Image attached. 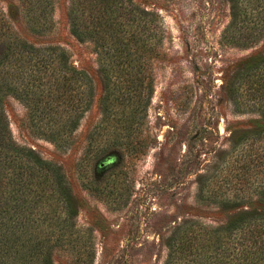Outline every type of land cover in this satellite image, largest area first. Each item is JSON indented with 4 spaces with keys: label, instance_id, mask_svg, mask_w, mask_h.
I'll list each match as a JSON object with an SVG mask.
<instances>
[{
    "label": "rangeland",
    "instance_id": "rangeland-1",
    "mask_svg": "<svg viewBox=\"0 0 264 264\" xmlns=\"http://www.w3.org/2000/svg\"><path fill=\"white\" fill-rule=\"evenodd\" d=\"M49 2L52 25L36 34L25 13L39 15L37 2L0 0V32L62 46L91 79L89 107L68 144L56 147L28 127L17 97L25 64L0 66L11 81L0 98L14 140L53 166L42 226L60 239L54 264H217L214 229L245 206L262 208L264 101L244 93V74L264 75V63L246 71L264 59V34L240 43L225 36L229 0H136L160 20V41L148 53L152 96L139 119L138 96L121 102L115 91L114 117L100 123L105 92L92 45L70 33L69 0ZM248 12L243 23L260 25ZM60 175L72 212L58 193ZM231 200L239 206L230 208ZM177 239L185 243L179 250Z\"/></svg>",
    "mask_w": 264,
    "mask_h": 264
},
{
    "label": "trees",
    "instance_id": "trees-1",
    "mask_svg": "<svg viewBox=\"0 0 264 264\" xmlns=\"http://www.w3.org/2000/svg\"><path fill=\"white\" fill-rule=\"evenodd\" d=\"M33 2H37L39 15L25 10L27 23L36 34H45L52 25L51 9L49 6L47 9L50 2L21 0V5ZM229 5L231 20L225 36L236 37L240 43L255 41L264 34V0H229ZM42 6L46 9L44 16H41ZM253 9L258 11L252 12ZM247 12L253 16L250 15V19H257L260 25H245L242 17L245 18ZM40 17L43 20L39 23ZM158 18L156 12L147 10L136 0H69V31L79 42L92 45L102 76L105 95L100 103V123L114 117L110 103L115 91L119 92L121 102L137 95L139 119L145 114L154 87V79L148 72V53L160 41ZM158 55L155 52L154 56ZM9 59L25 64L27 74L24 80L18 77L17 97L26 106L30 131L56 147L66 146L90 105L92 83L88 73L70 62L62 46H36L18 37L15 31L0 32V66ZM261 63L264 59H259L246 71ZM244 78L248 82L244 93L264 101V75L251 72L245 73ZM243 83L246 82L243 80ZM240 86L234 89L242 90ZM10 89V79L0 71V97L9 94ZM1 98L0 264H54L52 254L60 239L42 226L46 223L44 207L51 198L47 181L52 183V180L47 178L53 166L34 149L14 140ZM59 178L58 193L65 195L62 203L72 212L73 200L65 192L63 177ZM257 193L262 201L261 209L244 205L245 209L214 229L219 241L214 255L217 264H264V190ZM230 203V208L239 206L235 200ZM178 239L173 243L179 250L185 243Z\"/></svg>",
    "mask_w": 264,
    "mask_h": 264
}]
</instances>
